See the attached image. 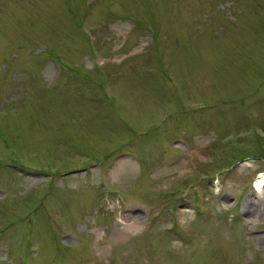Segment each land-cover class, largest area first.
I'll return each mask as SVG.
<instances>
[{
  "label": "rangeland",
  "instance_id": "374dc122",
  "mask_svg": "<svg viewBox=\"0 0 264 264\" xmlns=\"http://www.w3.org/2000/svg\"><path fill=\"white\" fill-rule=\"evenodd\" d=\"M0 264H264V0H0Z\"/></svg>",
  "mask_w": 264,
  "mask_h": 264
},
{
  "label": "bare ground",
  "instance_id": "6f19581e",
  "mask_svg": "<svg viewBox=\"0 0 264 264\" xmlns=\"http://www.w3.org/2000/svg\"><path fill=\"white\" fill-rule=\"evenodd\" d=\"M257 184H258V185H261V184H262V181H261V180H260V181H258V182H257Z\"/></svg>",
  "mask_w": 264,
  "mask_h": 264
}]
</instances>
